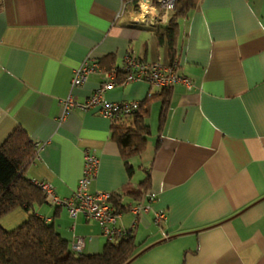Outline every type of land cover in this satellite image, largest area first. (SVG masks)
Here are the masks:
<instances>
[{
	"label": "crops",
	"instance_id": "1",
	"mask_svg": "<svg viewBox=\"0 0 264 264\" xmlns=\"http://www.w3.org/2000/svg\"><path fill=\"white\" fill-rule=\"evenodd\" d=\"M192 1L178 19L177 37L179 71L192 87L172 86L161 128L160 102H151L150 134L144 151L127 160L128 174L112 121L79 109L61 118L62 100L71 91L82 101L98 86L94 73L70 89L72 70L87 57L119 63L132 52L168 64L154 33L169 12L152 0L159 22L149 27L136 24L129 7L117 16L122 0H0V145L23 128L40 143L27 179L49 181L59 197L73 194L84 151L93 152L99 163L90 191L148 207L136 216L122 210L115 220L123 229L133 224L137 254L127 264H264V0ZM156 91L131 81L105 97L141 101ZM147 176L140 196L128 193ZM33 210L69 248L83 238L80 253L100 252L111 240L97 221L73 218L47 199ZM157 212L165 213L159 223ZM26 217L15 208L0 225L10 230Z\"/></svg>",
	"mask_w": 264,
	"mask_h": 264
},
{
	"label": "trees",
	"instance_id": "2",
	"mask_svg": "<svg viewBox=\"0 0 264 264\" xmlns=\"http://www.w3.org/2000/svg\"><path fill=\"white\" fill-rule=\"evenodd\" d=\"M124 1H127L129 8H137L138 0ZM193 5L192 0H174L166 23L155 28L157 42L166 46L169 62L177 61L179 73L178 19L186 16ZM98 63L103 70L117 65L112 60L106 64L104 59L99 60ZM122 79L123 75L118 74L117 83ZM171 92L172 86L162 88L138 101V107L133 112L111 119V138L118 144L128 174H131V167L127 160L144 151L150 134L146 118L149 115L151 102L154 99L160 102L158 124L161 128L165 121ZM35 154L33 143L26 131L19 126L15 127L0 145V218L19 207L27 212L26 219L13 229L7 230L0 225V264H127L137 254V245L131 233L123 238L107 241L100 252L84 254L71 250L67 241L53 225L34 212V203L45 201L43 192L25 175V169L34 159ZM148 184L147 176L128 193L136 198L146 190ZM111 198L122 210H127L129 205L121 204L120 195L112 194Z\"/></svg>",
	"mask_w": 264,
	"mask_h": 264
},
{
	"label": "built area",
	"instance_id": "3",
	"mask_svg": "<svg viewBox=\"0 0 264 264\" xmlns=\"http://www.w3.org/2000/svg\"><path fill=\"white\" fill-rule=\"evenodd\" d=\"M159 7L165 12L173 7L174 0H154ZM149 6H154L152 0H145ZM141 0L136 3V9H129L132 13L133 21L136 24L153 27L159 22L158 13L154 11L144 12L140 7ZM128 3L122 0L121 7L117 16H122L127 11ZM155 7V6H154ZM98 73L101 76L100 82L96 89L84 100L78 101L74 98L73 93H69L62 100V115L66 116L71 110L79 109L81 111L95 110L97 114L114 119L118 115L129 114L138 107V101L110 102L106 99L105 93L117 84V75L122 74L123 79L120 84H126L131 81H143L154 86L158 90L182 84L187 89H191L192 84L187 76L178 72L177 61L162 64L160 62H148L135 56L132 52H127L122 60L115 67L103 70L92 57L85 60L72 70L70 79V89L81 86L89 75ZM35 153L40 148V143L33 144ZM35 154V155H36ZM98 158L90 150H85L83 155L82 174L79 178L78 185L70 197H59L55 194L53 185L47 180L29 179V181L38 187L45 196V199L54 206L66 208L69 216L76 217L78 214L83 215L86 219H92L99 223L103 233L109 238H123L131 233L133 224L130 229L115 227V220L122 213L119 204L111 200L112 193L108 191H90V184L96 175L98 168ZM128 210L135 216L147 211L148 207L142 203L129 205ZM165 219L164 212L155 214V221L159 223ZM73 251L80 252L83 246V238L76 237L70 244Z\"/></svg>",
	"mask_w": 264,
	"mask_h": 264
},
{
	"label": "clouds",
	"instance_id": "4",
	"mask_svg": "<svg viewBox=\"0 0 264 264\" xmlns=\"http://www.w3.org/2000/svg\"><path fill=\"white\" fill-rule=\"evenodd\" d=\"M141 9H143L144 12H148V11H155V7L153 6L151 9L149 8V5L145 2V0H141V4H140Z\"/></svg>",
	"mask_w": 264,
	"mask_h": 264
},
{
	"label": "rangeland",
	"instance_id": "5",
	"mask_svg": "<svg viewBox=\"0 0 264 264\" xmlns=\"http://www.w3.org/2000/svg\"><path fill=\"white\" fill-rule=\"evenodd\" d=\"M155 105H156V106H158L159 104H158V103H154V105H153V106H155Z\"/></svg>",
	"mask_w": 264,
	"mask_h": 264
}]
</instances>
